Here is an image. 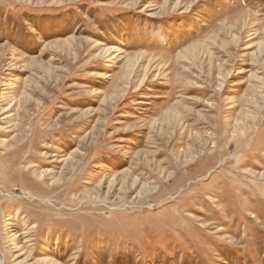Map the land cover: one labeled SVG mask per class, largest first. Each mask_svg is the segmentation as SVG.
I'll list each match as a JSON object with an SVG mask.
<instances>
[{"label":"rangeland","instance_id":"obj_1","mask_svg":"<svg viewBox=\"0 0 264 264\" xmlns=\"http://www.w3.org/2000/svg\"><path fill=\"white\" fill-rule=\"evenodd\" d=\"M0 264H264V0H0Z\"/></svg>","mask_w":264,"mask_h":264},{"label":"bare ground","instance_id":"obj_2","mask_svg":"<svg viewBox=\"0 0 264 264\" xmlns=\"http://www.w3.org/2000/svg\"><path fill=\"white\" fill-rule=\"evenodd\" d=\"M186 49H189V48H186Z\"/></svg>","mask_w":264,"mask_h":264}]
</instances>
